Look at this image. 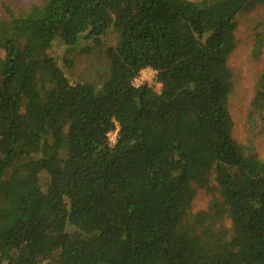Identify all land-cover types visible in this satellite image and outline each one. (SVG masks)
Instances as JSON below:
<instances>
[{
    "label": "trees",
    "instance_id": "trees-1",
    "mask_svg": "<svg viewBox=\"0 0 264 264\" xmlns=\"http://www.w3.org/2000/svg\"><path fill=\"white\" fill-rule=\"evenodd\" d=\"M249 4L264 0L3 6L0 264H264V159L234 141L228 112L234 20ZM109 32L97 83L49 55L88 54ZM145 69L159 92L133 85ZM197 189L211 199L189 214Z\"/></svg>",
    "mask_w": 264,
    "mask_h": 264
},
{
    "label": "rangeland",
    "instance_id": "rangeland-1",
    "mask_svg": "<svg viewBox=\"0 0 264 264\" xmlns=\"http://www.w3.org/2000/svg\"><path fill=\"white\" fill-rule=\"evenodd\" d=\"M40 0H0V17H3V6L16 10H25ZM199 1V0H189ZM235 47L228 59V67L232 75V91L228 101V112L232 120L231 136L242 148L244 154L258 160L264 159V84L261 77L264 70V53L256 58L253 45L257 35H264V4H249L235 17ZM102 48L90 44L91 51L81 54L73 49H64L55 44L49 55L67 59L72 66L66 71L73 82L97 83L100 75L106 74L107 60L102 51L105 47L115 45L111 32L103 41ZM81 45L83 43L81 42ZM3 56L2 53H0ZM62 66L64 64L62 63ZM138 87L147 85L159 92L161 85L156 74L147 69L140 72L133 81ZM214 175L211 176V179ZM214 184V182L212 181ZM211 195L204 189H197L193 197L189 214L205 211ZM223 226L231 229V222L223 221Z\"/></svg>",
    "mask_w": 264,
    "mask_h": 264
},
{
    "label": "built area",
    "instance_id": "built-area-1",
    "mask_svg": "<svg viewBox=\"0 0 264 264\" xmlns=\"http://www.w3.org/2000/svg\"><path fill=\"white\" fill-rule=\"evenodd\" d=\"M147 70H148L149 72H151V73H155V74H156V72L153 71V70H151V69H147ZM141 72H142V71H141ZM117 132H118V127H116V130H115V131H113V132H111V133H109V134L107 135L109 146H113V145L115 144V142H116V137H117Z\"/></svg>",
    "mask_w": 264,
    "mask_h": 264
},
{
    "label": "clouds",
    "instance_id": "clouds-1",
    "mask_svg": "<svg viewBox=\"0 0 264 264\" xmlns=\"http://www.w3.org/2000/svg\"><path fill=\"white\" fill-rule=\"evenodd\" d=\"M153 74H155V73H153Z\"/></svg>",
    "mask_w": 264,
    "mask_h": 264
}]
</instances>
